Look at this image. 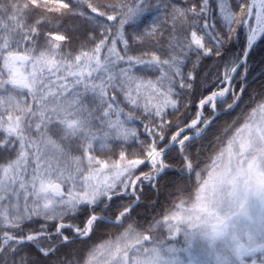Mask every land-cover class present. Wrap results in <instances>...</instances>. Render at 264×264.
I'll list each match as a JSON object with an SVG mask.
<instances>
[{"label": "snow or ice", "instance_id": "obj_1", "mask_svg": "<svg viewBox=\"0 0 264 264\" xmlns=\"http://www.w3.org/2000/svg\"><path fill=\"white\" fill-rule=\"evenodd\" d=\"M259 44L264 0H0V264H264V96L193 154ZM177 163L178 202L131 222Z\"/></svg>", "mask_w": 264, "mask_h": 264}, {"label": "trees", "instance_id": "obj_2", "mask_svg": "<svg viewBox=\"0 0 264 264\" xmlns=\"http://www.w3.org/2000/svg\"><path fill=\"white\" fill-rule=\"evenodd\" d=\"M182 2V0H181ZM237 12L239 9L236 10ZM227 47V46H226ZM216 58L213 57L211 60H206L203 65V71L200 72V80L197 81L199 87L197 88V94L204 91L208 87H212L214 84V67L213 61ZM190 67V66H189ZM248 74L246 83V92L242 97V102L239 107L234 110L225 112L224 109L226 105H221V112L219 119H217L211 126L209 131L205 134L204 139H198L195 144L194 155L197 153H202L200 156L201 160L208 159L212 157L214 153L218 152L220 148H224L227 145V137L225 136V130L230 128L235 122L236 126H239L243 122L244 115L247 113L244 111L252 102V98L256 97L258 94L264 96V44H259L251 53L248 61ZM212 71L213 75L208 76V72ZM207 76L208 83L204 84L201 81ZM239 83V78L237 79ZM187 98H185L186 100ZM231 103V99L228 100ZM181 113H185L187 110L181 108ZM211 110L209 109V112ZM242 112L244 115H242ZM192 118H195V112H187ZM205 119L208 118L209 113L204 114ZM175 119V118H174ZM136 124L139 121L135 122ZM219 138V142H218ZM174 171L169 173V175L163 177L159 181L158 188H152L150 185L145 184L143 190V198L139 202V207L132 213L131 222L141 226L146 227L145 221H152L153 219L160 218L162 211L167 209L174 202H178V197L174 195L178 187H183L189 182L187 180L181 179L179 173V164L173 165ZM147 170V169H145ZM125 204L126 202H119ZM111 215V214H109ZM166 232V229L164 230ZM118 235L116 229L103 228L98 231L96 235L93 236L92 240H99L101 237L114 239ZM182 241V237L180 238ZM91 243V241L89 242ZM178 246H182L178 245ZM83 247L82 244H73L70 249L65 251L78 252ZM104 262L103 259L98 258L96 264H101Z\"/></svg>", "mask_w": 264, "mask_h": 264}, {"label": "flooded vegetation", "instance_id": "obj_3", "mask_svg": "<svg viewBox=\"0 0 264 264\" xmlns=\"http://www.w3.org/2000/svg\"><path fill=\"white\" fill-rule=\"evenodd\" d=\"M115 239V238H114ZM98 260V259H97ZM101 264H104V262H102Z\"/></svg>", "mask_w": 264, "mask_h": 264}]
</instances>
